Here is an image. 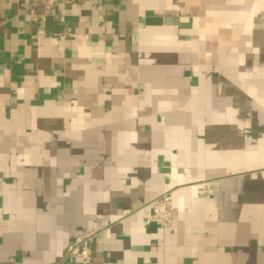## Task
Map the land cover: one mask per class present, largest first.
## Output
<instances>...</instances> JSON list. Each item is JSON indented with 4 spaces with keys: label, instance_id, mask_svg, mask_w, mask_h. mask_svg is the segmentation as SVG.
Returning <instances> with one entry per match:
<instances>
[{
    "label": "crops",
    "instance_id": "crops-1",
    "mask_svg": "<svg viewBox=\"0 0 264 264\" xmlns=\"http://www.w3.org/2000/svg\"><path fill=\"white\" fill-rule=\"evenodd\" d=\"M34 3L0 0V264H264V0Z\"/></svg>",
    "mask_w": 264,
    "mask_h": 264
},
{
    "label": "built area",
    "instance_id": "built-area-1",
    "mask_svg": "<svg viewBox=\"0 0 264 264\" xmlns=\"http://www.w3.org/2000/svg\"><path fill=\"white\" fill-rule=\"evenodd\" d=\"M34 4L42 6V11L37 12L34 4L29 7L33 19L45 20L51 13L57 0H34ZM264 20V16H263ZM203 193L208 195L212 193L210 185H206ZM172 192L167 191L152 199L148 206L149 214L146 216V223L157 224L163 228L171 226L175 217V207L173 205ZM98 234V228H89L79 231L68 246V254L77 256L82 260L91 259V245Z\"/></svg>",
    "mask_w": 264,
    "mask_h": 264
}]
</instances>
